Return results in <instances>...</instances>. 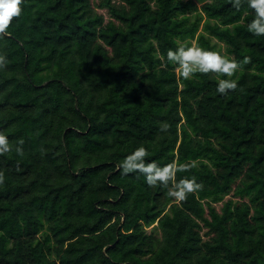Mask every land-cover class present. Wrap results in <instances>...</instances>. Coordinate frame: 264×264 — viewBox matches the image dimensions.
<instances>
[{
    "label": "trees",
    "instance_id": "obj_1",
    "mask_svg": "<svg viewBox=\"0 0 264 264\" xmlns=\"http://www.w3.org/2000/svg\"><path fill=\"white\" fill-rule=\"evenodd\" d=\"M22 9L0 39V131L13 148L0 155V264H264V36L248 31L254 11L230 0ZM193 43L251 57L232 77L237 90L218 93L228 77L216 73L180 77L167 52ZM141 145L147 162L194 165L177 180L195 176L202 190L177 201L138 172L121 175Z\"/></svg>",
    "mask_w": 264,
    "mask_h": 264
},
{
    "label": "clouds",
    "instance_id": "obj_2",
    "mask_svg": "<svg viewBox=\"0 0 264 264\" xmlns=\"http://www.w3.org/2000/svg\"><path fill=\"white\" fill-rule=\"evenodd\" d=\"M232 6L240 10L246 3L248 8L255 13L254 19L248 23V31L256 36H264V0H230ZM24 0H0V39L7 35V30L14 18L22 13ZM168 62L177 65L176 71L184 80L192 78L195 74L216 73L226 76L228 79H220L217 83V92L227 95L229 91L237 90L238 84L232 79L234 74L243 66L251 62V57L245 56L242 61L229 58L219 51L208 50L193 43L191 46L178 45L175 50L167 52ZM7 57L0 55V69L6 68ZM161 131H167L168 126L164 125ZM24 141L21 139L15 151L23 156ZM13 150L8 137L0 131V155ZM148 149L143 145L136 148L127 155L117 166L121 175L140 173L145 176L146 183L150 187H162L166 189V195L177 201H184L189 194L202 190L203 185L197 182V178L184 177L177 180L178 172L190 170L194 165L189 163H178L173 160L171 163L160 166L157 162H147ZM5 183V173L0 171V185Z\"/></svg>",
    "mask_w": 264,
    "mask_h": 264
},
{
    "label": "rangeland",
    "instance_id": "obj_3",
    "mask_svg": "<svg viewBox=\"0 0 264 264\" xmlns=\"http://www.w3.org/2000/svg\"><path fill=\"white\" fill-rule=\"evenodd\" d=\"M98 10H100L101 12H103V13H105V14L107 15L105 9H98ZM215 40H216V39H215ZM219 43H220V45L222 46V50H225V44L222 43V42H219ZM228 197H230V195L226 196V198H228ZM217 207H218V208L221 207V202H220V203H217ZM150 228H151V227H149V229H150Z\"/></svg>",
    "mask_w": 264,
    "mask_h": 264
}]
</instances>
